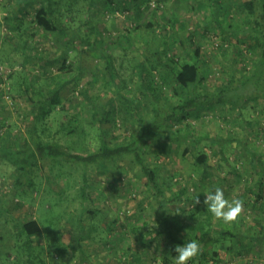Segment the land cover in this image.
Returning a JSON list of instances; mask_svg holds the SVG:
<instances>
[{"label": "rangeland", "instance_id": "374dc122", "mask_svg": "<svg viewBox=\"0 0 264 264\" xmlns=\"http://www.w3.org/2000/svg\"><path fill=\"white\" fill-rule=\"evenodd\" d=\"M77 1L82 12L78 21H85L89 0ZM100 1L94 12L97 31L91 36L84 33L80 40L74 36L72 46H0V64L10 71L12 99L7 102L0 96V143L16 146L28 139L32 101L53 89H61L63 109L52 111L45 122L46 133L72 150L92 151L101 136L111 142L133 136L139 124L133 103L144 108L137 111L142 117L152 116L151 101L145 105L152 92L146 89L148 80L161 107L183 98L166 65L171 57L178 63L196 61L203 73L201 88L208 91L239 79L244 72L252 73L258 64L259 41H264V0H253L252 13L241 0H224L228 6L224 31L206 23L212 13L216 15L215 7H188V0L183 10H174L177 0H155L154 7L147 0L140 12L125 0ZM124 8L132 13L126 21L113 16ZM170 14L177 24L168 18ZM93 35L99 36L95 42ZM96 111L99 114L94 116ZM169 126L144 158L171 199L170 210L180 217L203 204L200 194L222 188L234 170H249L246 148L264 156L262 99L245 103L240 113L228 104L201 108ZM171 137L181 140L174 142ZM202 152L207 154L206 165L196 162ZM251 174V178L241 176L231 188L243 195L260 185L252 208L258 210L255 219L264 223V179L260 183L254 179L258 173ZM31 177L29 185L21 184L15 169L0 160V264H175L176 254L162 233L150 181L131 156L89 166L84 173L79 164L46 157L38 160ZM195 197L200 203H194ZM243 214L250 218L253 213ZM27 220H36L41 227L30 241L20 233L21 222ZM215 222L223 228L222 222ZM224 241L220 239L218 258L209 251L206 259L188 264H235L236 255L228 252ZM251 247L256 248V262L264 264V242Z\"/></svg>", "mask_w": 264, "mask_h": 264}, {"label": "trees", "instance_id": "16d2710c", "mask_svg": "<svg viewBox=\"0 0 264 264\" xmlns=\"http://www.w3.org/2000/svg\"><path fill=\"white\" fill-rule=\"evenodd\" d=\"M147 0H125L126 3L136 5L137 12ZM253 0L245 2L246 8L252 13ZM264 16V4L262 5ZM46 9L41 8L37 11L33 22L42 26L45 30H50V20L46 18ZM260 56L258 64L252 73L244 72L240 78H232L227 84L217 90L208 91L201 88L203 83V73L196 61L176 62L170 58V63L166 65L169 68L171 82L175 89H178L183 98L176 104L169 107H161L160 99L154 94L151 88L150 80L146 83V89L153 94L145 105L148 106L151 101L152 116L142 117L139 110V102L135 104V115L137 116L138 130L133 136L122 142H111L101 136L98 147L92 151L72 150L68 146L51 138L47 131L46 120L56 108L63 109L61 106V89H53L49 95L44 98H37L32 101L31 124L28 133V139H23L16 146H9L0 143V160L11 165L16 171L18 182L26 181L29 185L32 181V174L38 166V160L46 157H59L67 162L79 164L83 168V173L89 166H98L106 161L122 156H131L134 163L141 168L144 176L150 181V187L153 190V197L159 208L162 217V225L165 240L172 246L171 251L176 254L175 247L183 246L188 242L195 240L200 244V253L192 262L206 259L209 251L213 258H218V249L221 247L222 229L217 228L215 219L203 203L195 208L186 216L180 217L179 213L170 210L171 199L165 194V191L156 182L153 170L148 165L144 155L151 145L158 144L164 136V131L170 128L173 120H182L189 116V113L201 108H214L216 105L228 104L240 113L243 105L249 101L262 99L264 101V41L260 42ZM195 58L199 56V47L194 50ZM165 54V53H164ZM172 62V63H171ZM162 81L165 82V75H162ZM148 79V78H147ZM147 82L146 79L143 80ZM160 105V106H159ZM146 106V107H147ZM105 108V107H103ZM101 108L103 115L108 112ZM94 112V116L98 115ZM104 117V116H103ZM114 139H118L114 137ZM172 141L180 142L179 137H171ZM216 143L219 141L213 140ZM187 152V150H186ZM254 154V153H253ZM207 154L202 152L196 157L198 164H207ZM86 181L84 180V185ZM24 184V183H21ZM33 184V183H32ZM85 187V186H84ZM176 195V194H175ZM82 201H86L84 193L81 194ZM201 202L205 196L200 194L198 197ZM185 230V232H182ZM40 228L36 220H27L21 222L20 233L27 236V240L39 233ZM137 231V230H136ZM149 234V232H147ZM214 236V237H213ZM221 238H219V237ZM208 259V258H207Z\"/></svg>", "mask_w": 264, "mask_h": 264}, {"label": "crops", "instance_id": "0c3cea01", "mask_svg": "<svg viewBox=\"0 0 264 264\" xmlns=\"http://www.w3.org/2000/svg\"><path fill=\"white\" fill-rule=\"evenodd\" d=\"M111 1L113 0H107L106 3L108 4V2ZM186 1L187 0H177L175 7H173L174 10L179 8L182 10L185 9L184 6H186ZM249 1L250 0H241L240 4L245 7V2ZM77 2V0H4V3L0 6V46H14L16 49L20 46H72L71 38L74 39V36L76 39L80 40L79 38L84 36V33L85 35L94 33L93 30L95 29L97 21L94 18V12H97L101 6L100 0H89L87 10L90 15H87L88 17L85 21L79 22V14L82 12L79 11V6L75 5ZM210 2L212 3L211 5L208 0H188V7L190 6L197 9L204 6V9L208 8L209 10L215 7L214 10L216 15L212 13L206 23L207 25L216 26L222 30L226 27L224 23V14L228 6L226 7L224 5L227 3H225L224 0H210ZM41 8L46 9L45 16L50 20V30H45L42 26L33 22L37 11ZM168 18L172 19L171 21L173 24H177V19L174 14H170ZM161 19L163 20V15ZM114 25L117 26L115 23ZM3 28L7 29V33L3 32ZM96 31L95 29V32ZM97 38H99L98 35H93L92 42H95ZM73 44H77V40H74ZM133 106H135V103H133ZM240 145L244 147V144ZM240 145L239 147H241ZM246 150L249 154L247 156L249 170L241 173V171H235L233 168L234 172H232L235 174L228 175L227 177L232 178L224 181L225 184L222 185L225 198L229 201H231L232 198L241 199L244 205L243 211L237 222L230 225L224 224L221 239L223 242H225L224 239L227 241L228 252L235 253V264H259L260 262H256L257 253L254 252L256 248L251 246L264 242V223L255 219L256 216L254 213H257L258 210L252 208L254 203L257 205L256 198L260 194V185L256 183V191L255 189L251 191L248 189L243 195L233 187L231 188V186L239 181L241 176L242 178H251L253 176L251 172L253 174L258 173L255 175L254 179L260 180V183L263 181L262 179H264V156L259 155L250 148H246ZM222 160L223 162L227 161L225 158H222ZM213 173L210 172L212 176H214ZM244 211H251L253 214L250 218L248 216L243 218ZM37 223L39 224V222ZM39 228L41 229L40 224ZM248 244H250V246ZM244 254H246L247 258H243Z\"/></svg>", "mask_w": 264, "mask_h": 264}, {"label": "clouds", "instance_id": "9594fccd", "mask_svg": "<svg viewBox=\"0 0 264 264\" xmlns=\"http://www.w3.org/2000/svg\"><path fill=\"white\" fill-rule=\"evenodd\" d=\"M205 195L203 203L207 206L212 217L225 225H230L238 221L242 211L244 202L241 199L234 198L231 201L225 198L222 188L217 187L208 191ZM194 203H200L195 197ZM200 244L192 240L183 246L175 247V264H188L200 253Z\"/></svg>", "mask_w": 264, "mask_h": 264}, {"label": "built area", "instance_id": "2783aa9c", "mask_svg": "<svg viewBox=\"0 0 264 264\" xmlns=\"http://www.w3.org/2000/svg\"><path fill=\"white\" fill-rule=\"evenodd\" d=\"M4 3V0H0V6ZM149 5L151 7L155 6V0H149ZM132 15L130 9L124 8L123 11H115L113 16L117 19L126 21L127 18H129ZM107 17L109 16V14L106 15ZM133 22L131 20H128V25L133 26ZM3 32L7 33V29L3 28ZM212 42L214 44V46H218L219 44L217 42H215L217 39L211 38ZM216 73V72H215ZM9 74L10 71L5 68L4 66H2L0 64V96L3 100L7 101V102H11V84H10V79H9ZM9 100V101H8Z\"/></svg>", "mask_w": 264, "mask_h": 264}]
</instances>
